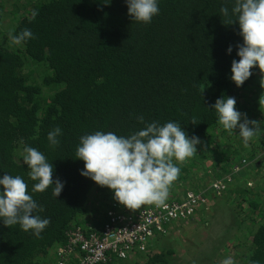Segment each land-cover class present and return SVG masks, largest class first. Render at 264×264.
<instances>
[{
	"label": "trees",
	"instance_id": "1",
	"mask_svg": "<svg viewBox=\"0 0 264 264\" xmlns=\"http://www.w3.org/2000/svg\"><path fill=\"white\" fill-rule=\"evenodd\" d=\"M16 1L11 11H0V25L6 24L4 32L0 28V178L21 176L43 208L33 214L50 224L36 236L18 224L8 228L0 219V264H41L40 255L48 256L49 262L51 250L66 243L70 226L86 229V222H95L94 216H86L93 193L101 204L111 201L102 211L103 219L113 203L124 207L113 192L105 194L107 187L81 175L84 162L76 151L82 136L111 131L127 137L147 123L172 121L201 142L197 152L203 155L196 153L189 164L203 167L205 160L216 172L223 163L216 179L230 173L233 164L247 160L231 155L233 135L239 131H226L212 107L219 98L234 97L236 109L247 116L252 106L264 108V73L258 67L242 86L231 79L232 61L239 60L237 45L243 44V38L238 22L229 25L220 9L227 6L235 20L231 15L235 0H158L159 14L149 24L129 16L126 0ZM24 29H30L34 38L14 48L8 33ZM260 115L263 126L264 113ZM57 127L62 134L54 147L48 134ZM259 134L253 138V148L264 147ZM25 146L38 149L53 164V180L64 184L58 197L52 186L32 192L36 182L23 162ZM259 155L253 151L249 158ZM188 162L177 163L180 175L171 194L191 179ZM205 176L210 184L211 176ZM251 206L257 209L256 203ZM261 216L254 222L248 254L238 264H264V211ZM174 255L166 249L144 264H176ZM121 261L112 258L106 264Z\"/></svg>",
	"mask_w": 264,
	"mask_h": 264
},
{
	"label": "clouds",
	"instance_id": "2",
	"mask_svg": "<svg viewBox=\"0 0 264 264\" xmlns=\"http://www.w3.org/2000/svg\"><path fill=\"white\" fill-rule=\"evenodd\" d=\"M126 3L129 16L144 24L151 23L160 11L158 0H126ZM220 12L229 25L238 22L243 38V44L237 45L239 60L234 59L231 65V79L239 87L251 77L254 67L264 73V0H235L231 9L235 20L231 19L227 6L221 7ZM32 15L34 18L37 13L33 11ZM8 37L13 44L20 45L34 35L30 29H24L19 33L10 31ZM231 52L229 46L228 53ZM261 87L264 88V79ZM212 107L218 115V123L230 134L239 128V136L245 144L264 131L261 122L249 120L236 109L234 97L219 98ZM138 119L144 122L143 116ZM61 134L59 127L50 131L49 143L57 146V137ZM200 143L199 138L189 137L176 122L161 125L153 121L127 137L111 131L82 136L76 156L84 162L82 176L112 190L115 200L127 209L137 210L145 204L165 205L170 188L180 175L177 163L193 157ZM23 162L30 170L29 178L36 182L32 192L42 193L52 186L54 196L61 194L64 184L59 179L53 180L54 166L42 152L25 146ZM0 188V219L4 225L10 228L18 224L24 231L32 230L39 236L50 220L33 214L43 208L29 193L25 180L19 175L4 174ZM221 264L234 262L229 257Z\"/></svg>",
	"mask_w": 264,
	"mask_h": 264
},
{
	"label": "rangeland",
	"instance_id": "3",
	"mask_svg": "<svg viewBox=\"0 0 264 264\" xmlns=\"http://www.w3.org/2000/svg\"><path fill=\"white\" fill-rule=\"evenodd\" d=\"M16 3V0H4L0 11L6 9V12H9ZM18 17L19 14L14 19ZM1 24L0 28L4 32L6 24L4 22ZM8 40L10 39L8 38ZM14 46V48H17L19 45ZM261 95L264 96V91ZM257 104L261 105L259 102ZM250 113L253 117L247 116L249 120L261 122L263 116L260 114L264 113V108L257 109L252 106ZM240 122H243V118ZM261 128L264 130V125L261 124ZM235 130L239 131V128ZM259 136L264 139V131L260 132ZM252 143L253 139L245 144L241 136L233 135L232 146L229 149L232 156L234 154L236 156L241 155L247 161L249 160V166L243 170L248 178L244 176V173L235 175L231 187L220 196H214L212 193L207 192L208 204L199 208L192 219L174 223L168 228L166 234L157 236L151 241L148 250L144 254H131L127 260H123L118 264H144L149 258L166 251V249L174 251V257L177 258L176 264H221L223 260L229 257L234 264H238L240 259L243 260L252 244L254 222L262 218L261 214L264 211V165L261 164L264 160V147L253 148ZM213 148H216L214 144ZM222 148L227 150V144H223ZM253 151H258L260 155L251 159L249 157ZM197 153L203 155L201 150ZM208 156L215 157L211 152H208ZM232 156L229 157L230 160L233 158ZM188 161L187 159L186 162ZM203 162L206 166L199 167L193 163L187 166V170L192 173L191 179L182 183V185L179 184L173 194L169 193L170 196L166 202L182 201L188 191H196L197 193L208 191L207 188L218 176L217 171L222 169L223 163L216 168L215 172L212 170V163L207 165L208 161L204 160ZM249 168H251V171L248 170ZM208 174L211 176L207 178L208 181L212 178L210 184L205 183V175ZM213 174H215L214 177ZM249 183H251V186H248ZM109 191L113 192L109 189L105 194H109ZM105 196L103 195V197ZM110 202L105 200L101 204L98 195L95 196L93 193L87 206L89 215L86 216H94L93 220L96 223L89 221L86 222V226L101 224L104 221L102 211L110 205ZM251 203L257 204L256 210L251 206ZM72 227H76V225L70 226V228ZM51 251L52 255L49 262L48 256H39L40 260H38L41 261V264H55L54 248Z\"/></svg>",
	"mask_w": 264,
	"mask_h": 264
},
{
	"label": "built area",
	"instance_id": "4",
	"mask_svg": "<svg viewBox=\"0 0 264 264\" xmlns=\"http://www.w3.org/2000/svg\"><path fill=\"white\" fill-rule=\"evenodd\" d=\"M242 164H233L231 172L212 181L208 191H188L179 202L146 206L137 211H127L112 204L101 224L88 225L86 229L69 228L66 243L54 248L55 264H106L112 258L123 261L131 254L145 253L155 237L166 234L174 223L192 219L199 208L207 205L208 193L214 196L225 193L231 187L233 177L249 166L247 160Z\"/></svg>",
	"mask_w": 264,
	"mask_h": 264
},
{
	"label": "flooded vegetation",
	"instance_id": "5",
	"mask_svg": "<svg viewBox=\"0 0 264 264\" xmlns=\"http://www.w3.org/2000/svg\"><path fill=\"white\" fill-rule=\"evenodd\" d=\"M114 204V203H113Z\"/></svg>",
	"mask_w": 264,
	"mask_h": 264
}]
</instances>
